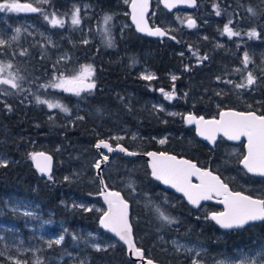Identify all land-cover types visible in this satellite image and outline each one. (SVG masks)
I'll use <instances>...</instances> for the list:
<instances>
[{
    "label": "trees",
    "instance_id": "1",
    "mask_svg": "<svg viewBox=\"0 0 264 264\" xmlns=\"http://www.w3.org/2000/svg\"><path fill=\"white\" fill-rule=\"evenodd\" d=\"M25 1L19 0L20 3ZM68 1L72 0H52L41 7L48 13L57 11L64 16ZM83 1L93 3L95 16L103 12L114 16L110 29L113 46L108 47L107 40L96 33H92L95 38L92 42H71L64 36V30L59 34L53 30L57 48L42 39H35L14 47L13 57L6 47L0 46V63L13 64L11 71L23 78L18 81L20 89L0 86L10 93L0 94V152L13 159L7 167H0V198L17 189L19 195L35 198L45 209L52 211L56 219L65 221V243L49 254L67 252L73 235H78L79 230L99 232L109 240L114 239L99 224L102 213L69 210L70 195L102 201L99 197L101 184L94 170L99 156L95 144L100 139L140 153L164 150L185 156L199 166L219 173L233 189L264 197V184L238 169V160H230L228 165L241 173L245 182H240L242 185L230 182L214 165L215 159H211L216 152L198 139L191 130L193 126L191 128L183 118L189 114L214 117L218 111L228 108L264 114V62L260 56L264 50V0H198L194 13L205 37L184 36L166 30L168 36L161 40L144 37L133 26L120 33L114 20L118 10L129 9L120 0ZM2 2L4 0H0ZM217 8L221 13L219 16L216 15ZM249 8L255 15L248 11ZM156 10L167 13L159 0H153L150 22L164 27L160 16H153ZM118 17L129 19L130 15ZM229 20L232 21L229 26L240 32V36L229 38L223 33ZM252 29L259 33L258 37H248L247 33ZM65 50L70 52L72 61L57 60V54ZM245 52L251 61L247 68L242 63ZM145 64L156 72V79L140 77ZM82 65H91L94 69L91 82L95 83V88L90 91L76 96L40 87L61 73L67 76L78 72ZM172 72L179 73L175 81L168 79ZM249 72L256 78L255 83L237 88V84H246ZM161 89L164 92L174 89L175 98L165 99ZM160 95L167 108L177 109L185 115L179 118L167 116L156 108L152 99ZM37 96L42 100L59 101L70 112L53 114L46 104L37 103ZM167 133L172 136L161 148L155 137ZM134 134L141 138L132 139ZM116 136H125V139H111ZM39 151L50 153L55 159L51 179L41 175L30 159V153ZM103 179L109 188L121 191L130 202L136 243L146 256L158 263L192 264L188 256L178 254L170 247L169 242L175 236L199 240L207 245L208 251L200 255L202 264H212L222 253L235 247L264 241V222L243 230L221 232L209 218L210 208L194 210L176 194L163 191L151 178L142 157L114 153L103 169ZM163 197L165 200H161ZM157 206L176 222L167 224L160 220L155 210ZM126 250L125 245L116 241L100 251H81L73 261L78 264H135L128 259ZM0 264H11V261L0 256Z\"/></svg>",
    "mask_w": 264,
    "mask_h": 264
},
{
    "label": "snow or ice",
    "instance_id": "2",
    "mask_svg": "<svg viewBox=\"0 0 264 264\" xmlns=\"http://www.w3.org/2000/svg\"><path fill=\"white\" fill-rule=\"evenodd\" d=\"M131 7V19L136 25V29L139 32H145L151 36H164L167 33L160 28H151L145 19L148 12L149 0H125ZM166 8H173L176 4H187L188 6H195L196 0H162ZM50 0H30L28 3H20L19 0H4L0 3V12H15V13H41L44 20H46L53 28H63L65 26V19L58 15L55 11L51 13L45 12L41 5L49 4ZM217 7V6H214ZM248 11L255 15L253 9L249 8ZM79 8L74 9L70 17V23L72 26H79L81 24V17L79 15ZM220 11L216 10V15L219 16ZM112 20L111 15H105L103 17L104 24L107 25ZM231 20L224 25L223 33L229 38L234 36H240L241 33L234 31L229 25ZM188 27H196V23L191 18H188ZM17 33L20 32V28H16ZM105 33H108V29H105ZM249 38L258 37L259 33L255 29H252L247 33ZM171 39L175 37L170 36ZM16 37H13L15 40ZM87 43V41H84ZM6 43L5 40L0 39V46ZM107 46H113L112 40H107ZM24 53H21L23 55ZM183 55V53H181ZM195 55V53H194ZM207 59V57H204ZM250 57L247 52L243 54L242 63L245 68L250 63ZM13 64L0 63V86H7L11 89H20L21 85L18 82L20 77L17 73L11 71ZM236 71H241L236 69ZM94 75V69L91 65H82L78 72L72 75H64L61 73L59 76H54L53 79L47 83L40 85L44 89L52 88L62 92L72 93L76 96L84 91H90L95 88V83L91 82V77ZM145 80L154 79V75L148 74L141 77ZM173 81L177 77H172ZM255 77L251 72L247 74L246 84H237V88L250 87L255 83ZM165 99L172 100L175 98L174 89L172 92H164L160 90ZM0 94L9 95L10 93L5 88H0ZM220 95V93H217ZM38 104H46L49 109L59 108L61 111L68 112V108L59 102L53 103L48 100H42L39 96L36 97ZM251 107V106H249ZM163 110V109H161ZM169 115H176V113H169ZM188 124H194L196 134L210 143L215 144L217 137H226L230 141H240L241 138L246 139V154L240 159V163L248 173L254 175L264 176V114H258L256 111H235V110H220L218 112V118L205 119L203 116L196 117L189 114L183 117ZM82 119V117H80ZM114 140H121L123 137H112ZM166 141L161 139L159 143L164 144ZM97 149H106L107 152L120 151L129 156L139 155L138 152L128 151L123 145L117 143L115 147L104 139L98 140L95 144ZM144 155L150 158L149 167L151 169L152 177L161 182L163 185L169 186L176 190V192L182 193L187 201L196 207L200 206L201 201L214 200L216 203L223 205V210L213 212L210 215V219L215 221L221 228L231 229L234 227H243L252 221H264V197L253 198L250 195H245L238 191H233L229 188L228 184L224 182L220 176L214 175L212 171L197 167V165L190 160L178 159L175 155H169L165 152H146ZM30 159L35 162L37 170L41 174L49 176L51 179V156L46 155L43 152H33L29 154ZM103 161H108V155L101 153ZM8 161L0 158V167H7ZM96 169L101 168V161L97 160L94 164ZM195 178L198 183H193ZM67 179V178H66ZM101 185L99 195L103 197L107 210L103 211L99 217L100 226L106 231L113 233L120 241L128 246V249L144 264H153V261L146 259L144 252L141 248H138L134 242L132 234V226L129 222V204L119 191L108 190L104 180L101 176ZM131 187V184L129 185ZM85 211H92L91 208H87L84 205ZM16 211L17 209H13ZM158 218L167 224L175 223V219L166 215L160 208L156 207ZM99 211V209H97ZM23 215L32 217L34 213L30 210H25ZM3 237H0L2 240ZM73 239H77L73 236ZM64 240V236L61 235L55 240H49L48 246L52 247L53 244L60 245ZM175 243V242H174ZM93 247L97 251H100V245L94 244ZM189 251H194L189 249ZM200 253L197 251L196 255ZM4 252H0V256H3ZM259 259L255 258H242L239 259L238 264H264V251L258 254ZM11 264H29L28 261H22L8 257ZM33 264H43V261L38 258ZM192 264H199V262L193 259ZM220 264H226L221 261ZM228 264H237L236 261L228 262Z\"/></svg>",
    "mask_w": 264,
    "mask_h": 264
},
{
    "label": "rangeland",
    "instance_id": "3",
    "mask_svg": "<svg viewBox=\"0 0 264 264\" xmlns=\"http://www.w3.org/2000/svg\"><path fill=\"white\" fill-rule=\"evenodd\" d=\"M51 1L52 0H50V2ZM28 2H30V0H26L24 3ZM120 2L129 6V3H126L125 0H120ZM67 3L69 4L67 5L68 10L63 13L64 16H61L66 21L63 28L51 27L50 24L44 20L41 13L0 12V39L6 41V43L2 46L6 47L9 54H12L13 57L15 56L13 51L14 47H18L19 44H27L28 41L35 39H42L52 46V48H57L58 42L53 30H56V33L58 34L61 30H64V36L70 38L71 42H92L95 40V38L92 36V33H96L103 40H108L110 38L111 23L114 17L112 14L103 12L95 16V6L91 1L81 2V0H72L71 2L68 1ZM76 8H79L80 10L79 15L81 17V24L79 26H72L70 23V17ZM194 12L195 11L179 10L173 14H167L156 10L154 11L153 16H160L163 24H165L164 28L168 32H174L184 36L205 37L204 33L201 32V28L198 27ZM106 14L112 16V20L107 25H105L103 21V17ZM126 14L130 15L129 9H120L117 12L116 20H114V23L117 22L120 27V33H123V31L132 26L130 18L126 19L124 17H118V15L125 16ZM66 15H69V17ZM188 18L195 19L196 27L190 28L187 26ZM16 28H20L19 33L15 31ZM106 28L108 29L107 34L105 33ZM13 37H16V39L13 40ZM260 56L264 62V50L260 53ZM72 59L73 57L71 56L70 52L66 50L57 54V60L59 61L70 62ZM148 74L154 75V79L158 77L156 72H154L148 65L145 64L140 71V77ZM173 76L179 77V73L172 72L168 76V79L173 81ZM50 102L56 103L59 101ZM59 103L62 104L61 102ZM152 103L156 108L163 109V112L167 116L179 118L180 116L185 115V113H182L177 109L167 108L161 95L154 97L152 99ZM49 111L53 114L59 112L68 114L70 112V110H68V112L61 111L59 108L49 109ZM169 113H176V115H169ZM171 136L172 135H168L167 133L159 137L156 136L155 140L162 148L168 144ZM122 137L125 139V136ZM131 138L140 139L141 137L139 134H134ZM161 139H164L166 142L164 144L159 143ZM220 147L225 151L226 154H229L228 159H232V154H239L241 152V149L237 150V147L232 149L231 146L226 145L225 147L222 145ZM0 158L7 160L8 163L13 161L12 158L5 156L1 152ZM98 159L99 156L97 160ZM216 167L221 169V172L227 177V179L243 177L239 172H234L231 174L230 171L224 169V165L220 166L219 164ZM69 201L70 211L75 209L84 210V207H79V205H84L85 207L91 208L92 211L98 213H102L106 210V207L102 201H96L86 197L70 195ZM13 209L17 210L14 211ZM97 209H99V211H97ZM25 210L32 211L34 215L32 217L23 215ZM66 231L67 228L65 221L56 219L53 212L45 209V207L39 201L35 200V198L21 196L19 195L17 189H14L0 198V237H3V239L0 240V252H4L3 257H5L7 260H9L8 257H11L22 261H28L29 264H33V262L38 258L39 260L43 261V264H78L77 262L73 261V259L77 258L81 251L96 250V248L93 247L94 244H99L102 250L114 245L116 242L114 239L109 240L99 232L88 230L83 233L81 230H79L78 235H73L76 236L77 239H71V245L69 246V250H67V252L57 255H50L49 252L58 245L53 244L52 247H49L48 241L55 240L59 236L63 235L64 240L60 244L62 245L66 240ZM169 245L174 252L183 256H188L191 261L195 259L199 262V264L204 263L200 259V255L208 251V247L205 243L194 239H184L178 236L173 237L169 242ZM189 249H193L194 251H189ZM197 251L200 253L198 256L196 255ZM262 251H264V241H254L247 247L238 246L233 248V250L230 252L222 253L219 257L212 261V264H220L221 261L226 262V264L231 261H236L238 264L239 259L242 258L259 259L258 254ZM87 261L88 260L84 262ZM81 264L84 263L81 262Z\"/></svg>",
    "mask_w": 264,
    "mask_h": 264
},
{
    "label": "water",
    "instance_id": "4",
    "mask_svg": "<svg viewBox=\"0 0 264 264\" xmlns=\"http://www.w3.org/2000/svg\"><path fill=\"white\" fill-rule=\"evenodd\" d=\"M152 3H153V0H149V7H148V12H147V14H146V16H145V19H146V21H147V23H148V26L149 27H151V28H153V29H155V28H160L162 31H165L166 33H167V31H166V29L164 28V27H162V26H160V25H153V24H151V22H150V15H151V13H152ZM159 3H160V5H161V7L167 12V13H169V14H173V13H175V12H177V11H179V10H188V11H195L196 10V8H197V6H198V0H196V4H195V6H188L187 4H176V6L175 7H173V8H171V9H169V8H166L165 7V5H164V3L162 2V0H159ZM129 10H130V20H131V23H132V26L134 27V29L137 31V29H136V25L133 23V21H132V19H131V7H130V4H129ZM192 20H194L195 21V19H192ZM140 35H142V36H144V37H147V38H152V39H159V40H161V39H164V38H166L167 36H168V33L166 34V35H164V36H151V35H148L147 33H145V32H139V31H137ZM228 109H231V110H235V111H242V110H237V109H232V108H228ZM228 109H224V110H228ZM242 112H248V111H242ZM187 116V115H186ZM194 116H196V115H194ZM196 117H198V116H196ZM200 117V116H199ZM206 120L207 119H212V118H214V117H205V116H203ZM215 117H217L218 118V115H216ZM190 125V124H189ZM191 126H194L195 127V125L194 124H191ZM197 135V134H196ZM197 137L199 138V139H201L202 141H204L205 143H207L209 146H211V147H213L215 144H213V143H210L209 141H207V140H205L204 138H202V137H200V136H198L197 135ZM219 137H221V136H219ZM219 137H217V139L219 138ZM224 138H226V137H224ZM227 139V138H226ZM228 140V139H227ZM107 141V140H106ZM217 141V140H216ZM230 141V140H229ZM242 141H244L245 142V144H246V139L245 138H241V140L240 141H231V142H233V143H240V142H242ZM109 142V141H108ZM110 143V142H109ZM216 143V142H215ZM122 145V144H121ZM114 146V145H113ZM124 146V145H123ZM115 147V146H114ZM125 147V146H124ZM126 148V147H125ZM128 149V148H127ZM96 150H97V152H98V154H99V161H101V168L98 170V169H96L95 167V169H96V171H97V178H98V180L100 181V179H101V176H102V178H103V175H102V169L103 168H105L108 164H109V162H110V160H111V158H112V155L114 154V153H119V154H121V155H123V156H126V157H143L144 159H145V161H146V163H147V165H148V168H149V170H150V174H151V169H150V167H149V160H150V158L148 157V156H146V155H144V153H140V152H138V153H140L139 155H134V156H129V155H127L126 153H124V152H120V151H113V152H107V150L106 149H103V148H101V149H97L96 148ZM128 151H131V152H136V151H132V150H129L128 149ZM39 152H43V153H45L46 155H48V156H51V172H50V175H52V173H53V169H54V162H55V159H54V157H53V155L52 154H50V153H47V152H44V151H39ZM148 152H165V153H167V154H169V155H175L178 159H186V160H190L191 162H193V163H195L196 165H197V167H200L198 164H197V162L196 161H194V160H191V159H189V158H187V157H185V156H178V155H176V154H174V153H171V152H168V151H157V150H150V151H148ZM101 153H104V154H106V155H108V157H109V159H108V161H103V158H102V156H101ZM245 154H246V148H245ZM33 164H34V167L36 168V166H35V162L33 161ZM240 167H241V169H243L244 171H246L247 172V170L246 169H244L243 168V165L240 163ZM200 168H202V167H200ZM202 169H204V168H202ZM36 170H37V168H36ZM207 170H209V169H207ZM38 171V170H37ZM211 171V170H210ZM39 172V171H38ZM40 173V172H39ZM248 173V172H247ZM41 174V173H40ZM213 174L214 175H218L217 173H214L213 172ZM249 175H252V176H255V177H259V178H264V176H259V175H254V174H252V173H248ZM41 175H43V176H45V177H48V175H45V174H41ZM219 176V175H218ZM151 178L154 180V181H157V180H155L153 177H152V175H151ZM221 178V177H220ZM222 179V178H221ZM104 180V179H103ZM158 183H160L165 189H167V190H171V191H173V192H175L176 194H178V195H181L182 197H184L183 196V194L182 193H179V192H176V190L175 189H173V188H171V187H169V186H166V185H163L161 182H159V181H157ZM193 183H198V181H196L195 180V178H193ZM101 184V183H100ZM104 184H106L105 182H104ZM229 186V185H228ZM103 187V185H101V188ZM108 187V186H107ZM229 188H230V186H229ZM231 189V188H230ZM108 190H111V191H119V190H116V189H111V188H109L108 187ZM232 190V189H231ZM120 193H121V195L124 197V195H123V193L121 192V191H119ZM238 192H241V191H238ZM241 193H243V192H241ZM243 194H245V195H248V194H246V193H243ZM251 196V195H250ZM99 197L101 198V200H102V202H103V204H104V206L106 207V210H107V205L105 204V202H104V200H103V197L101 196V195H99ZM253 198H258V197H254V196H252ZM125 198V197H124ZM184 199L186 200V202L190 205V206H192L194 209H197V208H199L202 204H204V203H206V202H214V203H216V201H215V199L214 200H208V201H201L200 202V206L199 207H196V206H193V205H191L188 201H187V199L184 197ZM125 200L128 202V204H129V209H128V212H129V222H130V224H131V226H132V234H133V239H134V242H135V244H136V246L138 247V245H137V243H136V240H135V236H134V228H133V224H132V219H131V216H132V213H131V204H130V202L125 198ZM216 204H218V203H216ZM218 205H220V206H222L223 207V205H221V204H218ZM105 210V211H106ZM215 222V221H214ZM261 222H263V221H252V222H249L248 224H245L243 227H234V228H231V229H225V228H221L218 224H216L219 228H221L222 230H225V231H229V230H236V229H242V228H244V227H247V226H249V225H252V224H257V223H261ZM102 228V227H101ZM103 229V228H102ZM104 230V232H106L108 235H110L112 238H114L116 241H119V242H121V243H123L122 241H120L119 239H118V237H116L113 233H110V232H108V231H106L105 229H103ZM124 244V243H123ZM125 246H126V248H127V254H128V257L130 258V260H132V261H134L135 262V264H144V262H142L140 259H138L129 249H128V246L126 245V244H124ZM139 248V247H138ZM142 249V248H141ZM143 250V249H142ZM143 252H144V256H145V258L146 259H150V260H152L153 261V264H162V263H158V262H156V261H154L152 258H150V257H148V256H146V253H145V251L143 250Z\"/></svg>",
    "mask_w": 264,
    "mask_h": 264
},
{
    "label": "flooded vegetation",
    "instance_id": "5",
    "mask_svg": "<svg viewBox=\"0 0 264 264\" xmlns=\"http://www.w3.org/2000/svg\"><path fill=\"white\" fill-rule=\"evenodd\" d=\"M216 116V115H215ZM214 116V117H215ZM190 127H191V125H190ZM192 128V127H191ZM191 130H194L195 131V135H196V130H195V127L193 126V129H191ZM188 133L189 134H191V132H189L188 131ZM197 136V135H196ZM199 139V138H198ZM200 141H202L201 139H199ZM203 142V144H205V145H207L211 150H213L214 152H216V153H213L212 154V158L211 159H215L214 160V165L215 166H217V165H219L220 164V166H222V165H224L225 166V168L224 169H226V170H228V171H230V173H231V171L232 172H235V168H231V166H229L228 165V162L230 161V160H232L233 162H236L237 160H238V169H240V170H242V171H244L243 169H241V167H240V159L242 158V156L245 154V142L244 141H242V142H240V143H233V142H231V141H229V140H227L226 138H224V137H219L218 139H217V141H216V143H215V145L213 146V147H211V146H209L207 143H205L204 141H202ZM224 146L225 147V145L226 146H231V149L232 148H235V147H237V150L239 149H241V152L239 153V154H232L231 155V158L232 159H228L229 158V154H226L225 153V151L220 147V146ZM240 146L242 147V148H240ZM157 151H164V150H157ZM168 152H170V151H168ZM172 153V152H171ZM175 154V153H174ZM177 155V154H176ZM179 156V155H178ZM143 158V157H142ZM145 160V159H144ZM146 162V161H145ZM147 164V163H146ZM201 167V166H200ZM203 168V167H202ZM204 169H209V170H211L210 168H204ZM212 171V170H211ZM213 172V171H212ZM220 172H221V169H220ZM245 173H247L246 171H244ZM214 173H217V172H214ZM221 178H222V180L224 181V182H226L225 180H224V178L219 174V173H217ZM247 175H249L248 173H247ZM249 176H251V177H254L255 179H259L260 181H261V183H263L264 184V178H259V177H255V176H252V175H249ZM157 182V181H156ZM230 182H238V183H240V182H245V179L243 178V177H240V178H235V179H233V178H231L230 179ZM158 183V182H157ZM229 186H230V188L233 190V191H237V190H235V189H233L232 187H231V185L228 183V182H226ZM159 185H160V187L162 188V190L163 191H165V192H168V193H174V194H176L175 192H173V191H171V190H167V189H165L160 183H158ZM241 185L243 184V183H240ZM242 192V191H241ZM244 193V192H243ZM177 196H179V199H181V200H184V202L190 207V205L186 202V200L184 199V197H182L181 195H178V194H176ZM161 200H165V197H163V198H161ZM206 207H208V208H210L211 210L209 211V215H211L213 212H218V211H222L223 210V207L222 206H220V205H218V204H216V203H214V202H206V203H204V204H202L199 208H197V209H194V210H203L204 208H206ZM190 208H192V207H190ZM264 222V221H263ZM215 223V222H214ZM262 223V222H261ZM216 224V223H215ZM252 225H254V224H252ZM217 226V225H216ZM250 226V225H249ZM248 227V226H247ZM217 228L221 231V232H223V233H225V232H229V231H232V230H229V231H225V230H222L221 228H219L218 226H217ZM245 228V227H244ZM244 228H242V229H236V230H243ZM236 230H234V231H236Z\"/></svg>",
    "mask_w": 264,
    "mask_h": 264
},
{
    "label": "bare ground",
    "instance_id": "6",
    "mask_svg": "<svg viewBox=\"0 0 264 264\" xmlns=\"http://www.w3.org/2000/svg\"><path fill=\"white\" fill-rule=\"evenodd\" d=\"M110 142V141H109ZM111 143V142H110ZM112 144V143H111ZM106 168V167H105ZM104 169V168H103ZM103 169H102V175H103ZM94 170H95V172H96V178H97V171H96V169L94 168ZM98 179V178H97ZM190 207H192V206H190ZM192 209H193V207H192ZM136 240V239H135ZM119 242V241H118ZM123 244V243H122ZM124 245V244H123ZM126 247V246H125ZM127 249V248H126ZM127 251V250H126ZM127 257H128V254H127ZM128 259L130 260V258L128 257ZM130 261H132V260H130ZM132 262H134V261H132ZM135 263V262H134Z\"/></svg>",
    "mask_w": 264,
    "mask_h": 264
}]
</instances>
